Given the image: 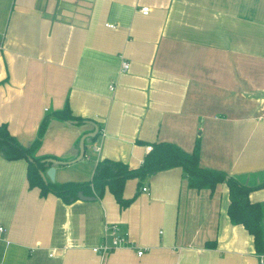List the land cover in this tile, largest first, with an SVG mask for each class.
Instances as JSON below:
<instances>
[{"label": "crops", "instance_id": "0c3cea01", "mask_svg": "<svg viewBox=\"0 0 264 264\" xmlns=\"http://www.w3.org/2000/svg\"><path fill=\"white\" fill-rule=\"evenodd\" d=\"M66 106L100 129L90 159L58 166L55 181H89L104 159L138 169L153 143L192 153L199 141L201 167L253 188L264 230V0H0V125L29 146ZM93 129L50 117L36 156L71 161ZM27 166L0 153V264H260L225 183L193 189L175 167L141 188L127 180L124 208L108 188L67 204L30 188ZM107 225L133 248L94 252Z\"/></svg>", "mask_w": 264, "mask_h": 264}, {"label": "trees", "instance_id": "16d2710c", "mask_svg": "<svg viewBox=\"0 0 264 264\" xmlns=\"http://www.w3.org/2000/svg\"><path fill=\"white\" fill-rule=\"evenodd\" d=\"M50 117L78 125L87 121L73 116L66 106L42 122L38 137L29 146H23L10 133L6 124L0 125L1 155L7 160L24 159L27 161L29 187L39 188L41 196L54 194L63 202L70 204L79 200L80 195L93 199L100 198L108 188L120 206L124 208L133 200H127L123 196L127 180L137 179L139 188H141L144 181L150 176L171 168L181 167L190 188L209 189L214 192L218 184L225 183L228 186L230 197L228 215L231 222L243 225L253 235L257 252L264 253V230L261 226L262 208L259 203H252L249 199V194L253 188L241 183L225 171L201 167L199 141L195 144L192 153L184 151L174 143H153L151 152L145 157L142 166L138 169H130L128 165L120 161L104 159L97 163L93 178L89 181L52 182L46 178V171L52 166L49 159H59L49 156H36L37 149L47 131Z\"/></svg>", "mask_w": 264, "mask_h": 264}, {"label": "built area", "instance_id": "2783aa9c", "mask_svg": "<svg viewBox=\"0 0 264 264\" xmlns=\"http://www.w3.org/2000/svg\"><path fill=\"white\" fill-rule=\"evenodd\" d=\"M143 15H148L150 9L149 7H143L139 10ZM106 26L113 28L114 25L112 24H106ZM122 70L127 71L130 67L129 62L122 59L121 62ZM152 150V147H147V151L150 152ZM100 151V145H93V152L98 153ZM90 153H85L84 158L90 159ZM143 192H149V189L147 187H143ZM3 228H0V231H2ZM133 244L130 242L128 234L122 230L121 227L118 225H107L105 228L104 233V242L100 245L93 247V251L96 253H99L101 255L109 253L110 251L121 248V247H130L133 248ZM138 256H142L144 254L143 250H138L137 252ZM55 255V250L50 254V256ZM260 264H264V254L260 256Z\"/></svg>", "mask_w": 264, "mask_h": 264}, {"label": "water", "instance_id": "95a60500", "mask_svg": "<svg viewBox=\"0 0 264 264\" xmlns=\"http://www.w3.org/2000/svg\"><path fill=\"white\" fill-rule=\"evenodd\" d=\"M86 123L92 125L94 129L92 132L86 133L80 138L79 143L77 145L79 154L75 159L71 161L49 159V162L52 164V166L46 171V176L50 179V181H55L56 169L58 166H67L83 160L86 152V141L93 140L99 133V127L96 123L92 121H86ZM80 198L83 200H93V198L85 197L82 195H80Z\"/></svg>", "mask_w": 264, "mask_h": 264}]
</instances>
